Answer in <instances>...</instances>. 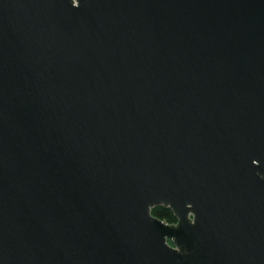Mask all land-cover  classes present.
<instances>
[{"label": "water", "instance_id": "obj_1", "mask_svg": "<svg viewBox=\"0 0 264 264\" xmlns=\"http://www.w3.org/2000/svg\"><path fill=\"white\" fill-rule=\"evenodd\" d=\"M0 264H264V0H0Z\"/></svg>", "mask_w": 264, "mask_h": 264}, {"label": "trees", "instance_id": "obj_2", "mask_svg": "<svg viewBox=\"0 0 264 264\" xmlns=\"http://www.w3.org/2000/svg\"><path fill=\"white\" fill-rule=\"evenodd\" d=\"M152 214L163 219L166 222H173L176 220L172 210L169 207L158 205L151 210Z\"/></svg>", "mask_w": 264, "mask_h": 264}, {"label": "clouds", "instance_id": "obj_3", "mask_svg": "<svg viewBox=\"0 0 264 264\" xmlns=\"http://www.w3.org/2000/svg\"><path fill=\"white\" fill-rule=\"evenodd\" d=\"M73 6L79 7L80 6V0H73ZM193 223L195 224V221H193ZM176 251L179 252L180 250L177 248Z\"/></svg>", "mask_w": 264, "mask_h": 264}]
</instances>
